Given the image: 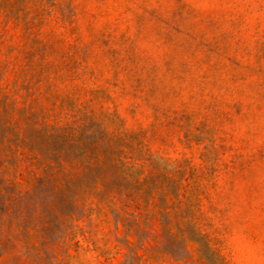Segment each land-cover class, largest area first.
<instances>
[{
	"label": "rangeland",
	"instance_id": "obj_1",
	"mask_svg": "<svg viewBox=\"0 0 264 264\" xmlns=\"http://www.w3.org/2000/svg\"><path fill=\"white\" fill-rule=\"evenodd\" d=\"M28 184L56 264H264V0H0V199Z\"/></svg>",
	"mask_w": 264,
	"mask_h": 264
},
{
	"label": "trees",
	"instance_id": "obj_2",
	"mask_svg": "<svg viewBox=\"0 0 264 264\" xmlns=\"http://www.w3.org/2000/svg\"><path fill=\"white\" fill-rule=\"evenodd\" d=\"M25 188L11 195L8 200L0 199V264H8L12 257L18 256V249L24 243L20 238L22 232H25L23 227L28 228L26 234L31 241L27 247L35 252L38 264H56L57 251L63 242L61 239L53 240L48 237L49 232H55L57 225L54 209L51 205H41L39 210L36 208L38 204H35L36 212L32 215L34 221L29 227L26 224L28 216L23 201L31 192V187L28 184Z\"/></svg>",
	"mask_w": 264,
	"mask_h": 264
}]
</instances>
